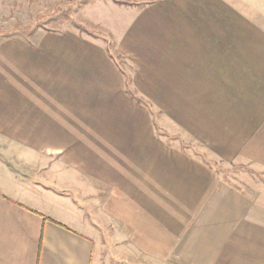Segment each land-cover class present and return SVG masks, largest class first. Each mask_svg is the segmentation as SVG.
Masks as SVG:
<instances>
[{
  "label": "crops",
  "instance_id": "1",
  "mask_svg": "<svg viewBox=\"0 0 264 264\" xmlns=\"http://www.w3.org/2000/svg\"><path fill=\"white\" fill-rule=\"evenodd\" d=\"M122 1L0 39V264H264V180L178 141L264 176V0Z\"/></svg>",
  "mask_w": 264,
  "mask_h": 264
},
{
  "label": "rangeland",
  "instance_id": "2",
  "mask_svg": "<svg viewBox=\"0 0 264 264\" xmlns=\"http://www.w3.org/2000/svg\"><path fill=\"white\" fill-rule=\"evenodd\" d=\"M117 2L128 4L122 0H0V39L10 36H21L25 39L31 36L33 38L36 31L79 30L94 39L104 40L112 49L113 40L105 32V27H108L106 24L114 21L115 11H111V6L107 4H119ZM115 58L119 63L124 62L120 56H115ZM127 89L131 98L140 104H146L129 85ZM178 141L184 147L189 146L195 155L201 157L225 180L235 186L248 188L251 184L264 180L262 173L255 172L247 165L221 164L207 158L198 145L184 143L180 136ZM102 241L104 243L103 237Z\"/></svg>",
  "mask_w": 264,
  "mask_h": 264
},
{
  "label": "trees",
  "instance_id": "3",
  "mask_svg": "<svg viewBox=\"0 0 264 264\" xmlns=\"http://www.w3.org/2000/svg\"><path fill=\"white\" fill-rule=\"evenodd\" d=\"M117 3L121 4L122 2H117Z\"/></svg>",
  "mask_w": 264,
  "mask_h": 264
}]
</instances>
